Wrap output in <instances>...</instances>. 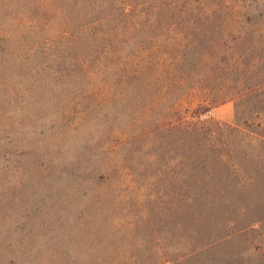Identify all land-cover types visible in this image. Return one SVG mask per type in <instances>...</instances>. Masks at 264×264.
Masks as SVG:
<instances>
[{
	"label": "rangeland",
	"instance_id": "1",
	"mask_svg": "<svg viewBox=\"0 0 264 264\" xmlns=\"http://www.w3.org/2000/svg\"><path fill=\"white\" fill-rule=\"evenodd\" d=\"M0 264H264V0H0Z\"/></svg>",
	"mask_w": 264,
	"mask_h": 264
},
{
	"label": "trees",
	"instance_id": "2",
	"mask_svg": "<svg viewBox=\"0 0 264 264\" xmlns=\"http://www.w3.org/2000/svg\"><path fill=\"white\" fill-rule=\"evenodd\" d=\"M194 127H189V125L187 124V122H179L177 124H169L167 126H161L159 128H157L155 130V132H177V133H182L185 134L186 132L192 131V134L195 133V131L193 130ZM197 133V132H196Z\"/></svg>",
	"mask_w": 264,
	"mask_h": 264
}]
</instances>
